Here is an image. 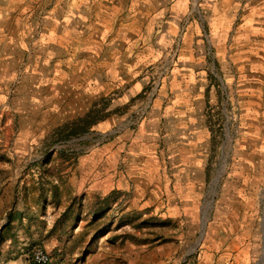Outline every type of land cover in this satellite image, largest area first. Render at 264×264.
Here are the masks:
<instances>
[{"label": "rangeland", "instance_id": "374dc122", "mask_svg": "<svg viewBox=\"0 0 264 264\" xmlns=\"http://www.w3.org/2000/svg\"><path fill=\"white\" fill-rule=\"evenodd\" d=\"M115 1L124 9L131 4ZM96 2L111 3L29 0L24 17L0 25V186L14 194L0 216L3 228L12 226L17 241L44 248L52 264H264V96L245 99L238 87L220 89L208 108L210 133L196 172L203 185L192 179L161 186L164 173L145 171L147 156L129 151L125 132L142 121V103L164 62L149 90L122 105L129 80L123 90L94 95L63 82L61 71L70 74L63 62L87 30L89 6L91 15L101 9ZM212 2L192 0V21L213 19ZM258 73L264 80V69ZM88 114L98 117L95 127L70 136ZM107 148L118 150L110 161ZM88 155L92 161L82 163ZM115 170L125 175V189H81L118 180ZM8 253L16 262L22 254Z\"/></svg>", "mask_w": 264, "mask_h": 264}, {"label": "crops", "instance_id": "0c3cea01", "mask_svg": "<svg viewBox=\"0 0 264 264\" xmlns=\"http://www.w3.org/2000/svg\"><path fill=\"white\" fill-rule=\"evenodd\" d=\"M108 1L111 3L96 2L101 9L93 16L89 6L87 30L78 38L79 45L69 62H63L70 67L69 75L61 71L64 84L94 95L123 90L129 80L131 87L125 91L126 99L119 102L122 105L149 90L154 72L164 62L165 70L156 88H151L142 103V121L135 130L125 132L130 136L125 144L135 156H147L144 168L152 177L156 171L164 173L166 182L160 181L161 186H176L178 180L192 179L202 186L196 172L202 171L199 156L210 133L208 108L217 103V92L224 88L232 91L235 86L245 99L264 96V80L258 73L264 69V0H213L214 18L201 16L199 22L192 21V0H130L127 9L115 0ZM28 2L0 0V25L8 20L15 23L19 13L24 17ZM81 7L84 5L76 4L77 9ZM9 35L4 34L7 41H12ZM100 52L102 60L96 64ZM106 150L108 161L118 153L117 149ZM81 160L89 164L92 157ZM90 176L86 174L87 179ZM115 178L118 180L112 182L109 177L81 189L95 193L101 187L104 194L125 189L122 171L115 170ZM7 186H0V216L6 214L7 204L14 197ZM0 237L5 252L0 254V264L29 263L25 257L29 258L33 247L17 241L12 226L3 228L1 219ZM20 250L17 262L9 258L8 252ZM65 260H72L71 254H66ZM55 261L58 264V259Z\"/></svg>", "mask_w": 264, "mask_h": 264}, {"label": "built area", "instance_id": "2783aa9c", "mask_svg": "<svg viewBox=\"0 0 264 264\" xmlns=\"http://www.w3.org/2000/svg\"><path fill=\"white\" fill-rule=\"evenodd\" d=\"M29 259L33 264H50L52 256L44 248L36 246L29 252Z\"/></svg>", "mask_w": 264, "mask_h": 264}, {"label": "trees", "instance_id": "16d2710c", "mask_svg": "<svg viewBox=\"0 0 264 264\" xmlns=\"http://www.w3.org/2000/svg\"><path fill=\"white\" fill-rule=\"evenodd\" d=\"M88 117H90V114H88V116H86L85 118L80 119L79 123L71 128L68 134L70 136H79L88 133L92 125H94L98 121V117L92 119H88Z\"/></svg>", "mask_w": 264, "mask_h": 264}, {"label": "water", "instance_id": "95a60500", "mask_svg": "<svg viewBox=\"0 0 264 264\" xmlns=\"http://www.w3.org/2000/svg\"><path fill=\"white\" fill-rule=\"evenodd\" d=\"M217 179H218V178H217ZM214 184H215V183H214ZM216 184H217V180H216ZM214 190H215V188H214ZM205 223H206V222H204V223H203V231H202V236H203V233H204Z\"/></svg>", "mask_w": 264, "mask_h": 264}, {"label": "bare ground", "instance_id": "6f19581e", "mask_svg": "<svg viewBox=\"0 0 264 264\" xmlns=\"http://www.w3.org/2000/svg\"><path fill=\"white\" fill-rule=\"evenodd\" d=\"M215 184H216V180H215V182H214ZM207 216V215H206ZM206 216L204 217V222H206ZM264 261V260H263ZM260 264H262V263H260Z\"/></svg>", "mask_w": 264, "mask_h": 264}]
</instances>
